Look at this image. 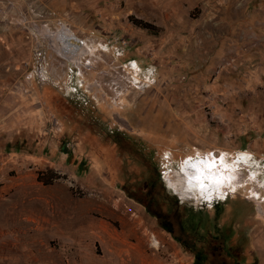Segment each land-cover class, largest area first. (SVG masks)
I'll list each match as a JSON object with an SVG mask.
<instances>
[{"label":"rangeland","instance_id":"obj_1","mask_svg":"<svg viewBox=\"0 0 264 264\" xmlns=\"http://www.w3.org/2000/svg\"><path fill=\"white\" fill-rule=\"evenodd\" d=\"M0 264H264V0H0Z\"/></svg>","mask_w":264,"mask_h":264},{"label":"bare ground","instance_id":"obj_2","mask_svg":"<svg viewBox=\"0 0 264 264\" xmlns=\"http://www.w3.org/2000/svg\"><path fill=\"white\" fill-rule=\"evenodd\" d=\"M55 38L62 43L60 50L65 56L76 57V55L88 50L87 47H83L81 44H78L76 41H74V35L71 33H58ZM222 160V157L213 156L212 160H201L199 163L195 162L190 167L187 165V167L184 169L182 177L184 180H188L190 183H192L197 179L196 177H199L201 172H203L206 175H210L212 173L211 175L216 176L219 179L224 177L225 180H227L230 177L229 175L222 173L223 171L220 170L215 172L216 164H220ZM155 244H157L156 240Z\"/></svg>","mask_w":264,"mask_h":264},{"label":"trees","instance_id":"obj_3","mask_svg":"<svg viewBox=\"0 0 264 264\" xmlns=\"http://www.w3.org/2000/svg\"><path fill=\"white\" fill-rule=\"evenodd\" d=\"M130 20H131L134 24H136V25H138V26H140V27L146 28V29H148V30H150V31H155V30H157V27H155L154 25H152V24H150V23H148V22H145V21H143V20H141V19H136V18H132V17H130Z\"/></svg>","mask_w":264,"mask_h":264},{"label":"snow or ice","instance_id":"obj_4","mask_svg":"<svg viewBox=\"0 0 264 264\" xmlns=\"http://www.w3.org/2000/svg\"><path fill=\"white\" fill-rule=\"evenodd\" d=\"M197 179H202V177H196Z\"/></svg>","mask_w":264,"mask_h":264}]
</instances>
